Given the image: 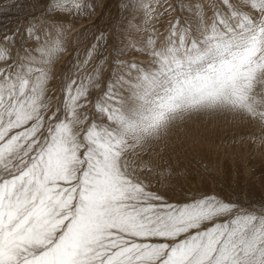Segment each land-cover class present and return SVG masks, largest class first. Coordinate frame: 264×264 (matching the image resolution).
Instances as JSON below:
<instances>
[{"label":"snow or ice","instance_id":"snow-or-ice-1","mask_svg":"<svg viewBox=\"0 0 264 264\" xmlns=\"http://www.w3.org/2000/svg\"><path fill=\"white\" fill-rule=\"evenodd\" d=\"M165 3L122 0L56 77L90 0L0 32V264H264V198L177 193L156 150L213 113L264 145V0Z\"/></svg>","mask_w":264,"mask_h":264},{"label":"rangeland","instance_id":"rangeland-1","mask_svg":"<svg viewBox=\"0 0 264 264\" xmlns=\"http://www.w3.org/2000/svg\"><path fill=\"white\" fill-rule=\"evenodd\" d=\"M94 11L86 18H74L69 34L68 51L53 65L52 75L67 71L63 65L71 63L72 35L77 38L78 51L83 57L93 35L108 30L125 21L126 13L121 8L122 0H90ZM162 3L165 0H161ZM175 0H166L174 4ZM43 0H8L0 2V32L23 24L38 16ZM175 12L172 13L174 17ZM170 17L165 15L166 22ZM111 42V41H109ZM59 81H55L58 86ZM259 125L251 126L240 118L225 114H201L173 128L166 142L157 147V160L173 168H179L178 179L171 181V188L181 191L216 192L233 200H260L264 198V145L250 143L245 137L259 132ZM161 191H170L166 184Z\"/></svg>","mask_w":264,"mask_h":264}]
</instances>
